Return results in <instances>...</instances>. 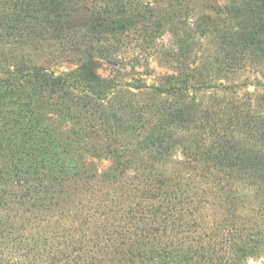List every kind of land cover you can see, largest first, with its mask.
I'll return each mask as SVG.
<instances>
[{
  "label": "trees",
  "instance_id": "obj_1",
  "mask_svg": "<svg viewBox=\"0 0 264 264\" xmlns=\"http://www.w3.org/2000/svg\"><path fill=\"white\" fill-rule=\"evenodd\" d=\"M183 1L172 20L157 1L0 0V264L264 254V0ZM168 29L158 81L99 71ZM47 48L76 65L51 69Z\"/></svg>",
  "mask_w": 264,
  "mask_h": 264
},
{
  "label": "rangeland",
  "instance_id": "obj_2",
  "mask_svg": "<svg viewBox=\"0 0 264 264\" xmlns=\"http://www.w3.org/2000/svg\"><path fill=\"white\" fill-rule=\"evenodd\" d=\"M145 1H149V2L157 1V3L162 5L163 7L162 10L168 9V11L164 13H168V16L170 15L172 20L176 18H178V20L183 19L184 10L187 8L185 7L183 12L176 9V6L180 5L179 2L183 0H145ZM186 1L187 3H189L188 7L193 6L195 4L193 0L189 2L188 0ZM172 6H175V9H173L174 11L170 9ZM170 27H174V26L172 25ZM132 36H130L132 37L130 40H127V42H125L123 48L117 51L118 58H116L117 59L116 61H110V60L103 61L102 67L100 68L99 71L104 76L110 75V73L113 72L112 70L114 67H119L123 74L125 73L130 74L133 69L131 66V62L136 64L135 71H143L147 66L149 67L148 69L153 70V72L150 75L143 74V76L148 79L149 83L158 81L160 75L172 71L170 63L168 62L166 56L164 55V53H167L166 52L167 50L177 45L176 37L175 35H173L172 30L169 29L165 30L160 36H157L155 40L150 44H146L142 36H138V35L137 36L132 35ZM200 43L202 46L198 45L195 48V51L198 52L199 54L194 59L196 61L193 63L194 65H199L200 62H202L203 56L201 54V51L197 49L199 46H201L200 49H204L206 47L207 38L202 37L200 39ZM46 55L48 58L47 59L48 63L46 62L44 63H46L47 66L49 65L51 69H55L57 71L67 70L76 65L75 63L71 62V59L73 58L71 52H67L66 50L65 53L62 50L59 52H54L52 54L50 48H47ZM255 75H257L258 78L263 77L261 73H257ZM238 77H240L239 82L243 81L244 77H247V81L251 83V81L254 80L255 76L252 72L244 73V71H242V74L238 75ZM126 78L129 79V76H125V79ZM223 83L229 84L227 83V81H224ZM255 87H256L255 85H250L249 87L242 86L240 89H238V87H235V89L239 90L240 94H243L246 91V89L253 91L255 90ZM257 90L260 92H264V85H260L259 87H257ZM247 264H264V254L263 255L261 254V257L257 259L251 258Z\"/></svg>",
  "mask_w": 264,
  "mask_h": 264
}]
</instances>
